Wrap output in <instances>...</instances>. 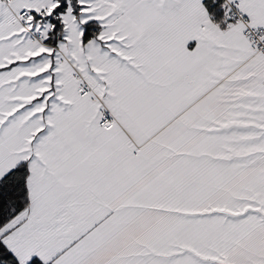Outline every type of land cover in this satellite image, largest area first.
<instances>
[{"label": "snow or ice", "instance_id": "6c2138e0", "mask_svg": "<svg viewBox=\"0 0 264 264\" xmlns=\"http://www.w3.org/2000/svg\"><path fill=\"white\" fill-rule=\"evenodd\" d=\"M0 264H264V0H0Z\"/></svg>", "mask_w": 264, "mask_h": 264}]
</instances>
